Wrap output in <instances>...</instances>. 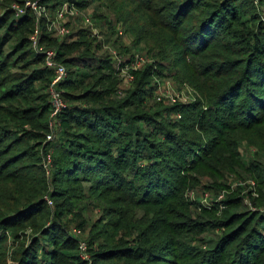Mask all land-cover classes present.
Returning <instances> with one entry per match:
<instances>
[{
    "label": "trees",
    "instance_id": "1",
    "mask_svg": "<svg viewBox=\"0 0 264 264\" xmlns=\"http://www.w3.org/2000/svg\"><path fill=\"white\" fill-rule=\"evenodd\" d=\"M15 2L25 7L22 16L10 9ZM28 2L51 11L75 3L88 12L92 2H104L127 27L134 46L142 47L128 58L140 52L154 60L134 73L133 86L119 96L117 82L100 89L112 80L107 72L118 74L104 47L126 48L120 37L113 40L112 22L104 21L110 34L104 37L101 30L102 39L84 26L73 37H63L73 41L57 50L68 78L61 84L66 102L62 132L52 143L46 136L53 73L32 48L36 16ZM250 8V0H0V253L5 230L35 229L31 245L18 247L11 264H127L132 256L140 264H167L163 254L170 247L191 249L177 240L188 231L183 223L224 232L212 249L187 254L179 264H264V210L228 230L238 213L228 222H192L177 201L179 185L187 186V178L196 175L195 184L207 168L209 175L234 169L243 145L264 153V24ZM45 23L40 42L50 46L60 39L48 33ZM12 40L17 45L11 54L6 47ZM95 74L100 76L95 79ZM153 75L186 82L206 99L205 112L187 117L193 116L201 131L215 132L206 145L199 137L194 143L177 134L185 115L179 121L164 119L165 114L196 111L200 104H156L162 111L146 112L143 104L154 94ZM159 134L164 142L152 141ZM49 152L51 179L42 165ZM185 155L191 165L183 181L179 170ZM253 163L264 179L263 165ZM116 195L131 209L93 220L97 209L110 210ZM47 199L54 202V212ZM71 223L90 228L85 240L89 261L81 257Z\"/></svg>",
    "mask_w": 264,
    "mask_h": 264
},
{
    "label": "rangeland",
    "instance_id": "2",
    "mask_svg": "<svg viewBox=\"0 0 264 264\" xmlns=\"http://www.w3.org/2000/svg\"><path fill=\"white\" fill-rule=\"evenodd\" d=\"M250 3H251V8L249 10L252 12V14H255V16H257L259 20V24L260 23L264 24V1L250 0ZM72 4L77 6V4L75 3ZM10 6H11L10 9L15 12L16 16L17 13L14 10L13 6H18L22 10L25 9V7H23L20 3H16V2L10 4ZM39 6L47 9V15H48L47 17L49 20L51 21L54 20V14L56 10H58L59 8H57L55 11H51L46 6L43 5H39ZM28 9H30L35 16L37 15L36 11L32 10L30 6L28 7ZM87 10H89L91 15H93L92 17L95 18L97 17L98 26L100 28V31L102 30V33H104V34L101 33L104 37L110 34V30L107 27L109 25L105 24L104 21L112 22L115 31V36H113V40L116 39L117 37H120L121 44L126 48L122 50L120 48L118 49L116 46L113 45L110 47H114V49L117 50V52L120 54L122 58L124 57L128 58L135 50L136 51L141 50L142 48L141 46L139 48L136 47V45L134 46V42L130 34L128 33L127 27L123 26L121 22L118 21V18L115 15L114 11L110 9L104 2L101 3L92 2L90 6L87 8ZM3 11H4L3 9H0V14H2ZM46 25L47 22L45 23V26ZM82 27L83 26L79 22L68 23V28L70 30V35L72 34V37L78 32V29H81ZM120 30L122 31V34H120ZM59 39L60 40L55 41L53 45L48 46L44 42L42 43V46L48 50H58V47L61 43L63 42L69 43L73 41V40L66 41L63 37ZM74 40L77 39L74 38ZM16 45L17 42L15 40H12L7 45L6 52L12 54ZM129 52L132 53L129 54ZM104 53L105 54L107 53L108 56L110 54L109 50L107 51L106 49L104 50ZM69 54L73 55L75 53L70 52ZM134 54H138V52ZM150 59L152 60V62H154V60L151 57ZM72 70L75 71L78 70V68L73 67ZM106 74L112 75V80L106 81L105 83L102 82L100 89H105L108 86L115 84L116 82H117L116 87L119 89L122 85L121 77H119V75L116 74L115 72L113 73L107 72ZM98 76L100 75L95 74L94 78L96 79ZM154 77L166 78V77H160L158 75H153V78ZM167 79H169L168 81L171 80L172 82L175 83L176 88L181 93H183V96L185 98V102L183 104L181 103L177 104V106H190L193 104H200L201 107H198L196 111H192V112L188 110L185 114L175 113L170 116H167L165 114L164 119L168 118L179 121L177 116H180L182 118L185 115L183 122L180 123L183 125V127L178 128L177 134L180 136H186L191 140L195 139L196 142L194 143H198L200 138V142L203 144V146L206 145L213 137H215V132L210 130L201 131L199 125L197 124L198 121L196 124H193L192 121V119L194 118L193 116H191L190 119L187 118L191 113L199 114L200 110L202 109L205 112L209 106L206 102V99L192 85L186 82L178 81L177 79L175 80L173 78H167ZM126 95L127 93L125 94V96ZM105 98L107 97H104L103 99ZM156 104L158 105L162 103H159L156 96L153 94L151 99H148L143 105L146 112H148L151 115H154L156 112L162 111V108L155 106ZM155 117L160 122H164L161 118H159V115H156ZM144 132H147L146 129H144ZM48 133L47 136L49 135ZM154 133L155 131H153V134ZM152 141L164 142V139L159 134V135H154ZM195 148H196L195 150L198 152L195 155L199 154L200 156L199 153L200 149H198L197 147ZM50 155L53 156V153H50ZM237 155H238L237 157H234V160L236 162V166L234 169L227 168L224 169L220 174L214 175V173H212L211 175H209L211 169L207 168L205 169L206 174L202 172L206 177L205 176L198 177L199 180L195 184H193V180L196 175L187 178L188 173L186 172L191 164L189 163V161L184 162L187 158V155H185L183 163L180 165L183 166V169L179 170V172L181 171L180 174L183 177V181H185L184 177L186 176L185 178H187L186 180L187 186L182 185V183L179 185L181 189L177 201L181 206V212L183 213L185 212L188 217L191 216L192 222H195L197 220L199 221L206 220L211 222L212 221L228 222L231 219H233L232 214L238 213L239 216L233 219L235 223H232L225 227V229L229 230L234 225L239 226L242 223H244L246 218H250L252 216L257 218L258 213L260 214L261 211L264 210V179L260 176L259 171L252 165L254 164L253 162L255 160H258V162L260 161V163L264 167V153L259 152V150L256 147L248 146L245 144L238 151ZM191 158L194 157L192 156ZM43 163L44 160L42 162V165ZM213 166H215L214 162H212V168ZM51 177L52 176H50L49 178L51 179ZM51 183L49 182L50 188L52 189V187L54 188V186ZM119 196L120 195H116L117 199L114 197L115 198L114 203L108 204L110 210L104 212L103 209H97L96 212L93 213L92 219L95 221H97L98 219L100 220L103 217H105V215L109 211L117 212L120 209H131V207L126 202L123 201L124 198ZM47 204L49 206V211L52 210L51 212H54L55 210L54 202L52 206L48 203V201ZM256 204L258 206L260 205V207L258 208ZM162 208L158 207V210L162 211L163 210ZM139 210L141 209H136V212H138ZM139 213L140 215H142V212ZM200 217H202V219H200ZM168 219L169 221L177 220L172 217H169ZM182 227L188 229V231H186L185 234H182L180 237H177V240H179L181 243H184L187 248H191V249L187 250L184 248L177 249V247H170L163 254V260L167 264H179V261L181 262L183 257L187 254H195V256H198L201 254V252H205L206 250L212 249L213 246L217 244V241L221 240L224 232V229L211 228V227L207 228L206 231H203V229H201L202 226L199 225L188 226L186 223H183ZM68 228L72 235H73L72 231L74 229H76L80 233L78 239L86 240L87 242L89 241V237H91L90 228L84 231L78 228L75 223H71L68 226ZM16 232L18 233L17 236L15 235ZM16 232L13 233L9 230H5L4 234L1 236L2 239L4 238V241L2 245L3 255L2 253H0V264H11L13 255L17 251L18 247L24 246L26 248L30 246L32 242L31 239L32 237L35 236V229L31 226H27L26 228L20 230L17 229ZM4 254H5V260H4ZM125 262L127 264H140V262L135 260L133 256L130 259H126ZM147 264H160V263L153 262Z\"/></svg>",
    "mask_w": 264,
    "mask_h": 264
},
{
    "label": "built area",
    "instance_id": "3",
    "mask_svg": "<svg viewBox=\"0 0 264 264\" xmlns=\"http://www.w3.org/2000/svg\"><path fill=\"white\" fill-rule=\"evenodd\" d=\"M29 6L37 13L34 32L31 35L32 48L35 52L43 56L44 66L53 73V80L48 89L51 113L48 120L49 135L46 138L47 142L52 143L62 132L60 115L66 107V102L63 97V91L61 90V84L68 78V70L64 64L57 60V50H48L42 46L40 41L43 34V21L45 20L47 22L46 28L48 33L57 38L70 35V30L68 28V23L70 22H79L82 26L88 28L94 37L102 39V35L98 23L92 17L91 13L80 9L72 3H65L60 6L59 9L56 10L54 20L52 21L47 17V9L39 6L38 2H28L26 7L28 8ZM13 8L17 13V17L22 16L25 13V9L22 10L18 6H13ZM120 34H122V31H120ZM110 46L112 45H106L105 49L107 51L109 50V56L119 77H121L122 85L117 94L123 96L134 84V73L138 72L145 65H148L151 60L147 55L141 54L140 52L134 54L130 58H122L117 50ZM168 80L169 79L167 78H153L151 85L154 88V94L158 102L165 105L183 104L185 102L183 93L176 88L174 82ZM177 118L181 119L180 116H177ZM50 153L52 152L45 155L43 163V168L48 177L51 176V171L53 169V159ZM47 201L51 206L53 205V202L50 199H47ZM72 233L76 238L80 235L76 229H74ZM87 250V242L79 239V251L81 257L82 259L89 261L90 257Z\"/></svg>",
    "mask_w": 264,
    "mask_h": 264
}]
</instances>
